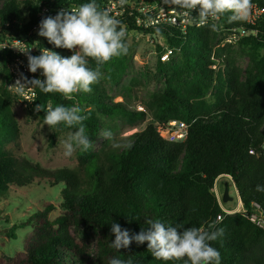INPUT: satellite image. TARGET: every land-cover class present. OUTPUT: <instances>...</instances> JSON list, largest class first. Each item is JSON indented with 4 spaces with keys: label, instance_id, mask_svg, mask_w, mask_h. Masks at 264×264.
Masks as SVG:
<instances>
[{
    "label": "trees",
    "instance_id": "trees-1",
    "mask_svg": "<svg viewBox=\"0 0 264 264\" xmlns=\"http://www.w3.org/2000/svg\"><path fill=\"white\" fill-rule=\"evenodd\" d=\"M89 2L92 0H0V38L29 35L40 24L39 15L44 8L55 13L61 8L72 9ZM95 3L105 10L107 0H95ZM252 4L263 10L254 25L229 22L228 13L217 20V29L227 34L229 29L245 28L250 32L245 43H264V0H252ZM137 17L129 6L120 13L128 52L103 64L101 72L122 78L132 67L136 49V45H129V35L139 32L151 36L158 43L161 57L157 76L166 80V87L149 108L154 121L120 146L94 153L91 148L81 150L79 164L74 169L50 170L16 157L8 149L19 138V126L12 110L16 101L6 88L7 59L0 56L5 71V83L0 86V196L33 184L61 186L64 210L51 219L49 214L54 205L47 203L30 225H22L32 227L23 251L1 257L0 264H109L114 257L126 264L128 261L189 264L186 257L168 261L153 257L146 242L138 245L133 241L122 250L111 246L115 238L111 233L112 222L136 234L141 228L147 230L145 219L206 230H212L213 225L223 228V236L210 242L220 253V264H264V230L241 214L228 215L217 225V216L223 209L214 192L217 180L228 176L242 205L251 209L255 203L264 212V191L256 190L257 185L264 186V58L245 81L229 71L219 75L214 66L225 61L223 51L215 50L217 30L209 25L211 19L207 25L196 27L195 24L181 31L165 25L146 28ZM160 36L172 51L169 58L181 53V67L172 68L162 62L166 49L159 44ZM40 40L62 57L72 55L46 38ZM88 66L95 69L96 62L89 58ZM188 77L191 83L182 82ZM215 86L219 90L216 100L207 106L203 98ZM37 105L42 115L49 105L78 106L81 114L87 116L83 123L92 142L104 128V121L84 112V105L94 108L99 115L126 120L133 127L147 117L146 112L124 102H113L97 88L70 96L38 89V100L31 110L36 111ZM170 121L187 125L183 139L172 141L163 135V129H158ZM16 237L12 231L10 238Z\"/></svg>",
    "mask_w": 264,
    "mask_h": 264
},
{
    "label": "rangeland",
    "instance_id": "rangeland-1",
    "mask_svg": "<svg viewBox=\"0 0 264 264\" xmlns=\"http://www.w3.org/2000/svg\"><path fill=\"white\" fill-rule=\"evenodd\" d=\"M208 22L204 25H207ZM216 22L217 20L211 19L209 25L216 24ZM196 24H198V18ZM38 32L39 28L34 33L36 36L41 37ZM230 34L231 31L226 34L220 28L217 29L215 50L223 51L222 59L226 62L228 68L223 62V64L215 65L214 69L219 75L226 74V71L233 72L239 77V80L245 81L248 73L254 71L264 58V43L255 41L245 43V37L238 38L234 43H228L227 38ZM210 35H214L212 29ZM158 41L165 50L167 48L165 39L160 36ZM128 42L130 46L136 45L132 67L122 78L114 76L111 72L102 73L99 82L91 85V89L97 88L100 93L107 95L113 102H124L137 111L146 112L147 117L144 122L133 127L127 124L126 120L99 115L94 108L84 105V112H89L104 121V128L99 131L95 141L92 142L93 147L91 150L93 153L102 148L120 146L129 136L144 131L154 121L149 108L156 103L164 87H166V80H160L156 72L159 59L161 60L160 53L157 50L158 43L151 36L139 32L131 33ZM65 51L68 54H73L71 50L65 49ZM67 57H70V55H67ZM162 62H166L172 68L181 67V53L173 54L166 61H163L162 58ZM4 74L5 71L0 65V86L5 83L3 80ZM184 81L191 83V77L182 82ZM218 91V87L215 86L206 94L203 102L207 106H211V103L216 100ZM12 110L19 126V138L8 145L10 152L16 157L29 159L50 170L74 169L78 166L80 148H75L71 156L64 154V142L77 130L78 126L69 127L62 123L49 127L44 122L45 115L31 110V108H25L17 102H14ZM154 124H157V122H154ZM168 125L169 123L166 127L159 125L158 129H163V135L170 140L173 138L179 139L177 136L180 135V126L175 127L178 130L177 132V130H170L171 128ZM105 131L112 133L111 138H105ZM226 189H228L231 198L228 203H224L223 200ZM61 191V186L33 184L22 189H11L5 195L0 196V258L14 256L23 251L26 239L31 237L32 227L22 225H30L34 216L45 210L47 203L54 205V210L50 212L49 218L54 219L64 213ZM214 192L220 205L226 210L232 213L243 210L242 207L244 206L230 177H220L216 182ZM12 231L17 235L15 239L10 238Z\"/></svg>",
    "mask_w": 264,
    "mask_h": 264
},
{
    "label": "clouds",
    "instance_id": "clouds-1",
    "mask_svg": "<svg viewBox=\"0 0 264 264\" xmlns=\"http://www.w3.org/2000/svg\"><path fill=\"white\" fill-rule=\"evenodd\" d=\"M123 3V0H121ZM186 10H198V23L204 25L208 20H219L225 14L229 22L245 21L251 14L252 0H170ZM121 22L101 10L95 0L69 9L61 8L52 17L41 20L38 35L45 37L56 48L73 51L70 57H62L55 51L43 49L41 54L33 56L30 50L23 52L27 56L28 70L35 74L41 71L44 79H28L23 73L9 86L20 96L26 95L35 88L44 93H60L70 96L83 91L91 92V85L102 77L101 66L113 57L127 54L126 33L120 27ZM217 30L218 25H211ZM18 43H22L17 41ZM89 58L96 62L95 69L88 66ZM41 110L37 105L36 111ZM78 106L66 107L49 105L44 122L47 126L66 124L78 126L77 130L64 142L65 155L71 156L75 148L87 151L93 147L86 134L84 121L86 115L81 114ZM105 138L112 133L105 131ZM118 146V145H117ZM257 191H264V186L257 185ZM147 230L141 228L136 234L121 228L118 223H111L114 240L111 246L117 250L127 249L134 241L138 245L147 243L152 256L165 261L187 258L189 264H220L221 256L210 242L223 236V228L206 230L197 227L166 225L158 219H145ZM109 264H126L120 258H112ZM127 264H132L128 261Z\"/></svg>",
    "mask_w": 264,
    "mask_h": 264
},
{
    "label": "built area",
    "instance_id": "built-area-1",
    "mask_svg": "<svg viewBox=\"0 0 264 264\" xmlns=\"http://www.w3.org/2000/svg\"><path fill=\"white\" fill-rule=\"evenodd\" d=\"M132 7L137 13V20L141 21L146 28L157 27L161 25L170 26L181 31H186L189 26L196 24V19L198 15V10H186L181 8L179 5L172 4L170 0H107L105 10H107L111 16L119 20V15L124 11L125 7ZM58 12H51L49 9L44 8L39 15V20L43 18L52 16L54 17ZM263 10H261L257 5L253 4L251 9V14L245 22L249 25H254L259 16L262 15ZM211 19V18H210ZM40 25V24H39ZM34 28L29 35L21 37H7L5 39L0 38V56L7 59V71L9 79L6 82L7 91L12 95L14 100L25 108H31L38 100V89L35 88L28 92L24 96H20L14 92L9 86L14 84L15 80L19 78V75L23 73L28 79L39 78L44 79L40 70L33 74L28 70L27 56L23 52L30 50V54L33 56H38L41 54L43 49L51 50L50 47L45 45L40 37L36 36L34 31L39 28ZM200 26L201 24H196ZM227 38L228 43H234L238 38L246 37L250 35V32L245 28L241 29H229L227 32L230 33ZM20 41L22 43H18ZM171 50L166 48V53L163 55V61L169 59ZM170 130H177L176 126H180V135L177 136L179 139H171L172 141L181 140L186 136L187 125L180 121H170L168 125ZM178 132V130H177ZM264 150V144H263ZM222 207V205H221ZM243 210H237V214H241L243 217L254 223L256 226L264 230V212L261 210L260 206L253 204L251 209H246L242 207ZM223 212L217 216L216 224H220L226 216L232 213L222 207Z\"/></svg>",
    "mask_w": 264,
    "mask_h": 264
},
{
    "label": "water",
    "instance_id": "water-1",
    "mask_svg": "<svg viewBox=\"0 0 264 264\" xmlns=\"http://www.w3.org/2000/svg\"><path fill=\"white\" fill-rule=\"evenodd\" d=\"M223 200H224V203H228L231 200V198L229 197L228 189H226L225 191Z\"/></svg>",
    "mask_w": 264,
    "mask_h": 264
}]
</instances>
